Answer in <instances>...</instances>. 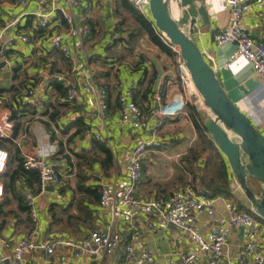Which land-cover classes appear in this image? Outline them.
Masks as SVG:
<instances>
[{
  "label": "crops",
  "instance_id": "1",
  "mask_svg": "<svg viewBox=\"0 0 264 264\" xmlns=\"http://www.w3.org/2000/svg\"><path fill=\"white\" fill-rule=\"evenodd\" d=\"M67 1L57 0V3L68 9ZM78 1L86 5L87 9L78 7L68 10L79 25L90 29L89 36L80 39L69 33L60 15L53 18L54 28L61 32L62 43L68 48V54L64 55L50 46L44 32L32 27L31 13L34 11L32 0L23 6L18 5L17 0H0V29L5 28L11 21L17 20L16 27L7 28L4 36H11L15 32L29 34L28 43L16 41L14 44L11 59L12 64H16L19 70V77L15 76L13 80L15 72L8 78L1 76L0 98L6 103L11 95L9 89L12 86L18 88V83L21 81H24L25 89L29 87L28 81L30 80L34 87L40 86L42 90V93L38 91L39 95L35 100L24 99L25 89L21 90L22 99L31 102L28 105L37 108L38 111L22 117L21 128L14 138H12L13 129L4 137H0L12 138L13 143L20 150L22 159L25 155L36 154L40 147L53 148V154L48 160L58 165L62 183L58 189L53 188L51 191L48 188L46 192L38 195L35 203L36 222L31 221V224H28L29 227L24 221V214L16 211V202H11L6 206L5 210L9 211L5 213L11 215L0 218L4 222L0 235L16 240L34 231L37 239L61 237L79 241L88 238L89 234L94 231L118 233L122 235L123 242L111 255L98 259L88 253H82L74 258L71 249L62 246L55 251V262L59 263L60 257H64V264H126L123 260L124 246L130 244L136 251L151 253L158 264H174L183 252L195 248V245L176 227L163 224L152 211L142 205L128 209L122 207L117 211L113 207L101 208L98 204H93L90 205L91 221L83 225L70 226L66 223L64 215H77L75 208L72 207L67 213H60L58 222L56 221L58 216H52L49 212L52 204L64 206L73 197V190H76L78 180V167L88 176L84 182L85 185L100 186L101 190L107 189L118 193L124 181L123 169L128 160L130 148L137 140L148 138L147 133L141 134L130 130L128 126H120L117 109V82L124 84L128 98L142 109L150 104V94L157 87H160L162 91L164 102H170L174 96L180 95L186 101L183 113L172 119L162 120L158 126L159 141L165 142L167 148L159 153L157 150L149 152L144 158L142 179L135 190L139 200L166 198L187 192V188L193 187L195 178L189 183L187 180L191 174L180 168L191 166L194 177L199 172L202 179L204 158L208 156L207 154L202 155L196 163L197 167L183 161V157L187 155L190 148L198 142L196 131L188 117L187 105L195 106L202 114L203 120L207 121L211 116L202 106L201 100L195 99L197 96L188 91L180 81L177 55L172 51V54H168L150 42L146 49L141 47L145 36L136 34L139 26L134 20L132 10L124 0ZM180 2L181 0H169L171 16L179 25L182 24V28L186 29H189L190 22L194 20L191 28L192 39L202 51L206 61L215 70L231 101L254 127L264 133V82L254 74L250 64L241 58L227 66V60L236 46L233 43L218 45L215 41L216 36L226 29L229 22V11L226 5L221 0H199L185 6H182ZM201 7L204 9L203 13H200ZM240 26L254 41L264 44V0H247L243 4ZM133 34L140 38L130 54L126 42ZM54 75L64 76L66 81L76 88L78 98L72 105L64 107L57 105L60 98L56 100L55 91L49 85ZM89 79L107 91L110 119L105 125L106 131H103V134L109 136L111 145L103 144L110 150L113 161L108 175L101 165L102 154L94 152L93 141L95 140L85 137L82 133L72 138L71 135L75 128L66 130L70 123L66 121L67 115L76 107L85 112L90 110L89 106L86 107L84 104L86 98H93V95L88 93ZM48 104H52L61 114L57 121L58 126L49 122L48 117L40 113V110ZM90 121L91 119L87 123H91ZM44 122L47 123L44 124ZM91 124L98 126L97 123ZM86 159H92L91 172L88 170L89 162L84 164ZM227 169L230 176L231 197L214 198L213 216L203 214L196 219V227L203 235H207L227 217L232 203L239 206L249 205L228 166ZM252 182L254 181L250 180L249 183ZM255 188L257 191L260 190L257 185ZM60 190L64 192L60 194ZM145 223L157 225L155 232L146 229ZM242 241L240 230L231 232L229 243L232 254ZM259 251L260 249L257 252ZM1 255L9 258L11 252L4 250L1 251ZM207 260L208 257L203 256L198 264H204ZM25 263L44 264L42 252L34 251L26 254ZM5 264H8L7 260ZM219 264H227V262L223 260Z\"/></svg>",
  "mask_w": 264,
  "mask_h": 264
},
{
  "label": "built area",
  "instance_id": "2",
  "mask_svg": "<svg viewBox=\"0 0 264 264\" xmlns=\"http://www.w3.org/2000/svg\"><path fill=\"white\" fill-rule=\"evenodd\" d=\"M29 0H17L18 5H25ZM34 11L31 13L32 27L41 32L47 38L50 46L67 55L68 48L62 43V34L53 25V18L60 15L66 24L69 33L78 38H86L90 34L87 26L79 25L72 13L68 9H87L86 5L78 0H68L67 6H59L57 0H32ZM128 5L138 14L150 20L148 0H125ZM229 11V22L223 31L216 36L218 45L235 44V50L227 60V66L236 59L241 58L250 64L254 74L259 80L264 82V44L254 41L250 35L240 26L242 6L247 0H221ZM17 20L11 21L5 28L0 29V63H4L0 70V79L4 71L10 75L15 72L16 64H12L11 51L16 41L20 43L29 42V34L15 32L11 36L5 37L7 28H15ZM162 42L169 45L166 39ZM171 51L177 55V69L179 79L188 91H191L199 98L190 76L180 58L178 51L169 45ZM51 80H56L65 88V96L60 98L62 103L71 104L78 98L76 88L69 84L62 75H54ZM25 89L24 99L35 100L41 91L40 86H33V82ZM50 85V84H49ZM117 103L118 118L121 127L128 126L130 130L147 133L148 138L137 140L129 150L128 160L123 169L124 181L118 193L102 189L99 199V207H113L120 210L122 207L134 208L142 205L152 211L163 223L176 227L183 235L189 237L195 248L186 250L174 264H198L201 257L207 256L208 260L204 264H219L226 260L227 264H264V221L258 219L254 212L239 208V205L232 203L228 209L227 217L215 226L207 235H203L196 227V219L206 214L212 217L214 198L210 197L201 183V173L197 172L194 177L192 188H187V192L180 195H172L167 198L139 200L135 190L137 184L142 179V162L149 152L157 150L158 153L166 149V143L159 141L158 126L164 119H172L184 112L186 101L182 95L174 96L170 102H164L160 87L150 94V104L145 108H140L128 98L124 84L117 82ZM40 93V94H41ZM88 93L93 98L85 99V106L90 108L85 112L79 107L71 112L66 118L67 122L74 121L80 117L91 119V123H97V127L88 123L82 133L85 137L95 141L111 145L105 125L110 119L107 91L104 87L97 86L92 79L88 80ZM11 97V95L9 96ZM10 100L7 99L6 101ZM26 103L27 102L24 101ZM92 107H94L92 109ZM10 109L5 106V101L0 98V136L4 137L13 128L10 121ZM264 135V133H262ZM46 147V148H45ZM40 147L34 155L23 156V168L26 171L37 172L39 175L40 192L35 193L32 188H26L22 192L25 205L30 209V216L33 223L35 219V203L39 194L46 192L49 186L58 189L61 186V176L59 167L48 158L53 154L54 149L49 146ZM8 162V152L0 148V177L5 172ZM4 186L0 180V201L4 197ZM116 211V212H117ZM145 228L150 232H155L157 225L145 223ZM243 230V241L237 246L234 254L231 253L229 237L232 231ZM123 242L120 234L109 232H91L88 238L79 241L64 238L37 239L34 231L27 233L24 237L13 240L4 235H0V264H26L25 255L34 251L43 254L44 264H64V257H60L59 263L55 262V251L62 246L68 247L72 251V256L77 258L82 253H88L98 259L111 255L112 252ZM260 249L259 252H257ZM10 250L11 255L5 258L1 251ZM123 260L126 264H158L148 251H136L130 244H125Z\"/></svg>",
  "mask_w": 264,
  "mask_h": 264
},
{
  "label": "trees",
  "instance_id": "3",
  "mask_svg": "<svg viewBox=\"0 0 264 264\" xmlns=\"http://www.w3.org/2000/svg\"><path fill=\"white\" fill-rule=\"evenodd\" d=\"M125 1V0H124ZM125 4L128 3L125 1ZM129 6V5H128ZM130 7V6H129ZM132 14L134 20L138 24V30L136 34H144V36L149 40L150 43L161 49L162 51L172 54L169 45H166L162 42V35L154 28L151 20L145 18L144 16L136 13L131 7ZM139 36L131 35L126 42L128 45L130 54L134 50V47L138 44ZM18 69H15V74L13 80L18 76ZM16 76V77H15ZM52 89L55 91V95L57 96V101L59 98H63L65 96V88L62 84L56 80H51L49 82ZM18 88L16 86H12L9 91L11 92L10 100L6 101L5 106L10 109L11 117L10 121L13 125V134L12 138H14L21 128V120L22 117L29 113V115L34 114L38 111L37 108L33 106H29L28 103L24 102L21 95V90L25 89L24 81L18 83ZM58 106L64 107L68 104L62 103L58 101ZM187 110L189 112L188 117L191 120L193 127L196 131L198 142L190 148L187 155L183 157V161L188 165L194 164L197 167V161L202 157V155L207 154L206 158H204L203 167H202V179L201 183L204 186L206 192L212 198H230L231 190H230V176L228 173L227 165L222 155L219 153L218 149L214 145L208 131H207V121L203 120L201 117V113L197 110L195 106L187 105ZM42 116L48 117V121L51 123H55L58 126V120L60 118V112L53 107L52 104H48L44 109L40 110ZM47 122H44V124ZM88 123L84 117H80L70 122L66 128V130L70 128H75L74 133H72V138L74 136H79L84 132ZM11 139H4L0 137V148L6 150L8 152V162L5 172L1 175L0 180L4 186V197L2 202L0 203V218L5 215H11L10 213H5L6 206H8L11 202H16V211L24 214V221L26 226L29 227L28 224H31V216L30 209L25 205L24 198L22 196V192L26 188H32L35 193L40 192L39 189V175L37 172L26 171L22 164L23 159L20 153L19 148L13 143ZM94 152H98L102 154L101 165L106 175H108L109 170L112 168V154L110 150L103 144L98 141H93ZM182 161V159H181ZM89 162L88 170L91 172V164L92 159L85 160L86 163ZM80 166V164H79ZM199 168L201 166H198ZM78 167L77 172V183H76V192L73 190V197L70 201L61 206L59 204H52L50 206L49 212L52 216L56 217V221L60 220V213H67L72 207L75 208L77 215H68L65 214L66 223L70 225H83L92 220L91 218V208L90 205L98 204L101 195V187L100 186H87L84 182L88 179L85 172L80 170ZM190 174L194 175L193 169L188 170ZM200 171V170H199ZM90 177V175H89ZM22 191V192H21ZM60 194L64 191L60 190ZM172 196V195H170ZM167 198V197H166ZM160 199V198H156ZM243 205H240L239 208L249 211ZM255 215V214H254ZM256 216V215H255ZM257 217V216H256ZM260 219L259 217H257ZM261 220V219H260ZM263 221V220H261ZM4 225L3 220H0V229ZM27 227H25L27 229ZM29 233V232H28Z\"/></svg>",
  "mask_w": 264,
  "mask_h": 264
},
{
  "label": "water",
  "instance_id": "4",
  "mask_svg": "<svg viewBox=\"0 0 264 264\" xmlns=\"http://www.w3.org/2000/svg\"><path fill=\"white\" fill-rule=\"evenodd\" d=\"M195 1L199 0H181L180 4L185 6ZM148 7L154 28L178 51L203 107L211 116L207 119V131L214 145L251 210L264 221V135L231 101L215 70L192 39L194 20L189 29L182 28L171 16L169 0H148ZM203 10L201 7L200 13ZM3 67L2 62L0 70ZM9 75L4 71L5 78ZM250 180L259 186V191L251 187ZM48 188L53 191L52 186Z\"/></svg>",
  "mask_w": 264,
  "mask_h": 264
},
{
  "label": "rangeland",
  "instance_id": "5",
  "mask_svg": "<svg viewBox=\"0 0 264 264\" xmlns=\"http://www.w3.org/2000/svg\"><path fill=\"white\" fill-rule=\"evenodd\" d=\"M181 24V23H180ZM133 25V24H132ZM182 25V24H181ZM180 25V26H181ZM182 27V26H181ZM149 41L147 40V38L145 37L144 38V40H143V42H141V47L143 48V49H146V47H147V44H149L148 43ZM195 99H197V100H199L200 101V97L198 98V97H195ZM203 106V105H202ZM166 146V145H165ZM163 150H166V149H163ZM180 160H181V157H180ZM179 160V161H180ZM182 166V165H181ZM189 169H191V166L190 167H188V168H180V170H184V171H188ZM77 171V170H76ZM193 178H194V175H190V177H189V180H187L189 183L190 182H192V180H193ZM250 182V181H249ZM184 183V182H183ZM250 185H251V187L253 188V189H255L256 190V188H255V183L254 182H252V183H249ZM257 191V190H256ZM245 205H247V204H245ZM245 205H243V206H245ZM246 207V206H245ZM244 207V208H245ZM247 210H249L250 211V206L249 205H247V208H246Z\"/></svg>",
  "mask_w": 264,
  "mask_h": 264
},
{
  "label": "bare ground",
  "instance_id": "6",
  "mask_svg": "<svg viewBox=\"0 0 264 264\" xmlns=\"http://www.w3.org/2000/svg\"><path fill=\"white\" fill-rule=\"evenodd\" d=\"M201 100V99H200ZM202 102V101H201Z\"/></svg>",
  "mask_w": 264,
  "mask_h": 264
}]
</instances>
